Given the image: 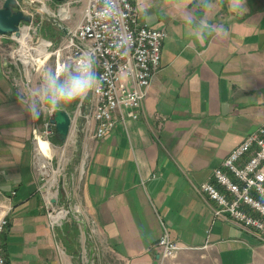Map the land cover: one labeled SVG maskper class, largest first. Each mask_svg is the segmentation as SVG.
<instances>
[{
    "label": "crops",
    "instance_id": "crops-1",
    "mask_svg": "<svg viewBox=\"0 0 264 264\" xmlns=\"http://www.w3.org/2000/svg\"><path fill=\"white\" fill-rule=\"evenodd\" d=\"M132 1L142 23L167 30L161 67L140 116L102 137L93 109L82 123L87 103L66 107L73 122L65 142L54 124L48 132L54 114L31 118L21 102L31 93L6 53L15 39L0 35V205L12 206L0 246L8 264H171L187 253L209 264H264V241L216 217L199 189L210 181L225 190L214 169L264 123V0H244L239 14L230 0L212 9L191 0L187 14L166 0ZM190 16H206L217 32L196 40ZM38 150L52 158L50 179L41 177ZM52 206L68 210L55 227ZM163 226L182 247L161 262Z\"/></svg>",
    "mask_w": 264,
    "mask_h": 264
},
{
    "label": "built area",
    "instance_id": "built-area-1",
    "mask_svg": "<svg viewBox=\"0 0 264 264\" xmlns=\"http://www.w3.org/2000/svg\"><path fill=\"white\" fill-rule=\"evenodd\" d=\"M75 1L57 3L59 7L57 14L54 12L53 20L63 35L52 43L55 46L52 53L62 57L63 62L69 65L76 64L85 53L91 56L101 81L100 91L91 98L92 116L96 121L94 134L102 137L114 129L118 121H125L129 116H140L149 87L161 67L162 45L167 30L142 23L132 0H116L118 15L112 19L101 15L104 0H84L81 19L74 24L61 23V19H73L71 7ZM37 2L42 4L44 10H50L46 0ZM36 10L25 9L33 18L23 25L29 28L31 38ZM23 27L19 35L12 33L15 40H20ZM116 41L122 42L123 47L117 49ZM49 46L50 43L46 48ZM30 50H34L33 47ZM15 54L12 52V57ZM48 132L51 134L52 128ZM223 165L224 168L214 169V177L225 190L206 181L199 187L200 191L214 201L216 217L233 220L264 241V123L256 131L244 136L223 161ZM38 169L42 179L54 176L52 158L45 156L41 150H38ZM11 209L10 205H0V244L1 236L9 225ZM60 213L64 215L60 216ZM67 216L68 210L54 206L49 211L53 227L61 225ZM158 245L161 247V262L173 257L182 247L171 238L166 226H163ZM0 264H8L1 246Z\"/></svg>",
    "mask_w": 264,
    "mask_h": 264
},
{
    "label": "clouds",
    "instance_id": "clouds-1",
    "mask_svg": "<svg viewBox=\"0 0 264 264\" xmlns=\"http://www.w3.org/2000/svg\"><path fill=\"white\" fill-rule=\"evenodd\" d=\"M191 0H166L170 10L187 14ZM223 0H200V5L212 9ZM231 10L239 14L244 11V0H230ZM103 18L112 19L118 15L116 0H104L101 13ZM186 25L193 29L191 32L196 40H204L217 32V26L210 23L206 16L196 18L190 16L185 20ZM117 49L123 47L122 42L116 41ZM101 81L94 69L90 55L85 53L74 65H66L61 70H47L37 90L30 97H22L21 102L26 105V110L31 118L38 119L42 114H55L73 103L83 108L89 103L92 96L100 91Z\"/></svg>",
    "mask_w": 264,
    "mask_h": 264
},
{
    "label": "rangeland",
    "instance_id": "rangeland-1",
    "mask_svg": "<svg viewBox=\"0 0 264 264\" xmlns=\"http://www.w3.org/2000/svg\"><path fill=\"white\" fill-rule=\"evenodd\" d=\"M48 4L50 6V10L46 11L44 10V7H42V4L39 2H36L35 8L36 13H34V30L32 32V38L29 37V43L31 47H35V45H38L41 40V38L48 39L50 42L46 41V46L48 43H50V46L48 47V50L50 51V55L48 58L45 59L43 62H31L28 65H26L21 57L18 55V50L22 46V37H23V31L20 36V40H13L9 41L10 47L6 51L9 61L12 62L14 68L17 71L18 78L24 81L26 83L25 90L28 93H32L35 90L38 89L43 74L49 70H61L66 65H69L65 62H63L62 57H57L53 52L55 46L52 44L56 40V36L60 39L62 34V30L59 28V26L56 24V22L53 20L54 12L57 14V2H53L51 0H48ZM85 8V1L84 0H77L72 4V12H73V19L71 21H68L67 19H61V23L63 24H74L77 21L81 19V16L83 14ZM31 35V34H30ZM39 40V41H38ZM15 52V56L12 57L11 53ZM33 52V51H32ZM59 61V62H58ZM60 65V66H59ZM20 76V77H19ZM74 215H71L72 218ZM75 218V217H73ZM181 258V259H180ZM169 262H165L163 264H168ZM171 264H209L208 261L204 260V257H201L199 253H187L181 257H175L172 260Z\"/></svg>",
    "mask_w": 264,
    "mask_h": 264
},
{
    "label": "water",
    "instance_id": "water-1",
    "mask_svg": "<svg viewBox=\"0 0 264 264\" xmlns=\"http://www.w3.org/2000/svg\"><path fill=\"white\" fill-rule=\"evenodd\" d=\"M63 1V0H58ZM25 0H4L0 7V35L15 33L19 35L24 24L32 21V15L27 13L24 8ZM91 111L90 102L82 115V123ZM72 116L65 108L64 111L58 110L51 119L52 124L57 130V137L61 142H65L72 128ZM82 130V124L79 126ZM159 254L157 255V259ZM157 262V261H156Z\"/></svg>",
    "mask_w": 264,
    "mask_h": 264
},
{
    "label": "bare ground",
    "instance_id": "bare-ground-1",
    "mask_svg": "<svg viewBox=\"0 0 264 264\" xmlns=\"http://www.w3.org/2000/svg\"><path fill=\"white\" fill-rule=\"evenodd\" d=\"M28 29H29L28 27H23L22 46L18 50V55L21 57V59L26 65H28L31 62L34 63L43 62L50 55V51L46 48V41L43 39L38 45H35V47H33L34 50H30L31 49L29 43L30 32L28 31ZM39 143L43 151L47 153L48 148L50 147V143L43 138H40ZM59 215L60 216L64 215V213H60Z\"/></svg>",
    "mask_w": 264,
    "mask_h": 264
}]
</instances>
